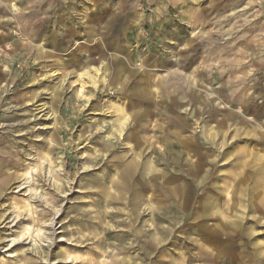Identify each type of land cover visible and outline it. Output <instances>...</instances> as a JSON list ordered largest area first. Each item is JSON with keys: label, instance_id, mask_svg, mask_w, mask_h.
Listing matches in <instances>:
<instances>
[{"label": "rangeland", "instance_id": "374dc122", "mask_svg": "<svg viewBox=\"0 0 264 264\" xmlns=\"http://www.w3.org/2000/svg\"><path fill=\"white\" fill-rule=\"evenodd\" d=\"M0 264H264V0H0Z\"/></svg>", "mask_w": 264, "mask_h": 264}, {"label": "bare ground", "instance_id": "6f19581e", "mask_svg": "<svg viewBox=\"0 0 264 264\" xmlns=\"http://www.w3.org/2000/svg\"><path fill=\"white\" fill-rule=\"evenodd\" d=\"M104 78H105V76H104ZM125 120H126V119H125ZM125 120H123V121H125ZM123 124H125V123L123 122ZM123 126H124V125H123ZM121 128H122V127H121ZM123 131H124V130H123ZM121 134H122V131L119 132V136H122Z\"/></svg>", "mask_w": 264, "mask_h": 264}]
</instances>
